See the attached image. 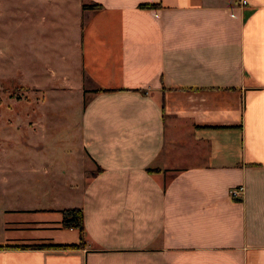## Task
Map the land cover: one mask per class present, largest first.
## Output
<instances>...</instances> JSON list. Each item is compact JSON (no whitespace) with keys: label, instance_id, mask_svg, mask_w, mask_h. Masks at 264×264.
Instances as JSON below:
<instances>
[{"label":"crops","instance_id":"crops-1","mask_svg":"<svg viewBox=\"0 0 264 264\" xmlns=\"http://www.w3.org/2000/svg\"><path fill=\"white\" fill-rule=\"evenodd\" d=\"M239 1L41 2L74 18L36 66L86 98L78 133L44 139L52 160L64 144L72 202L3 210L0 264H264V0ZM71 207L83 236L63 225Z\"/></svg>","mask_w":264,"mask_h":264},{"label":"rangeland","instance_id":"rangeland-1","mask_svg":"<svg viewBox=\"0 0 264 264\" xmlns=\"http://www.w3.org/2000/svg\"><path fill=\"white\" fill-rule=\"evenodd\" d=\"M42 1L0 0V213L26 207L34 197L43 199L41 204L72 202V190H64L61 179L66 171L63 166L68 163L58 150L64 144L58 145V156L52 160L50 156L55 155L50 141L54 143L56 135L78 133L79 126L73 121L86 98L80 99L78 90L70 96L64 91L67 89H53L48 72L36 69L38 63L46 64V59H58L65 41L74 33L73 22L69 23L72 15L46 14ZM69 102L73 107L68 110L60 106ZM46 137L50 141H44ZM59 156L62 166L57 164ZM35 161H49L52 172L61 175L49 178L51 174H31ZM78 162L75 160L77 167L69 172L79 173L84 182L90 177V166Z\"/></svg>","mask_w":264,"mask_h":264},{"label":"trees","instance_id":"trees-1","mask_svg":"<svg viewBox=\"0 0 264 264\" xmlns=\"http://www.w3.org/2000/svg\"><path fill=\"white\" fill-rule=\"evenodd\" d=\"M89 6L97 7L96 2L88 4ZM87 6V5H84ZM63 225L66 227H76L80 230L83 236L84 231V213L82 208L71 207L63 209Z\"/></svg>","mask_w":264,"mask_h":264},{"label":"built area","instance_id":"built-area-1","mask_svg":"<svg viewBox=\"0 0 264 264\" xmlns=\"http://www.w3.org/2000/svg\"><path fill=\"white\" fill-rule=\"evenodd\" d=\"M240 4L246 3V0H240ZM244 191L243 185L235 186L231 189V193L233 196H241L242 192Z\"/></svg>","mask_w":264,"mask_h":264}]
</instances>
